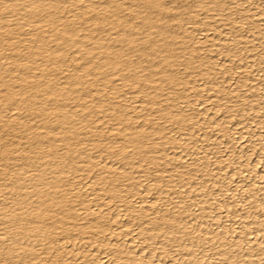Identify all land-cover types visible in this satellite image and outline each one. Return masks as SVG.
I'll return each instance as SVG.
<instances>
[{
	"label": "bare ground",
	"instance_id": "1",
	"mask_svg": "<svg viewBox=\"0 0 264 264\" xmlns=\"http://www.w3.org/2000/svg\"><path fill=\"white\" fill-rule=\"evenodd\" d=\"M177 1L0 0L11 264H264V0Z\"/></svg>",
	"mask_w": 264,
	"mask_h": 264
},
{
	"label": "rangeland",
	"instance_id": "2",
	"mask_svg": "<svg viewBox=\"0 0 264 264\" xmlns=\"http://www.w3.org/2000/svg\"><path fill=\"white\" fill-rule=\"evenodd\" d=\"M191 1L194 2V0H187V1H186V0H180V1L178 0V1H177V4H180V5H181L183 2H191ZM178 2H179V3H178ZM192 2H191V3H192ZM170 13H171V12H170ZM172 13H173V12H172ZM259 65H262V66H263L264 64H263V63H260ZM258 79H260V78H257V80H258ZM244 144H245V143H244ZM23 160H24V159L20 160V162H18V165H20V163H22ZM2 257H3V258H2ZM6 257H7V258H6ZM8 257H9V258H8ZM4 258H5V259H4ZM11 259H12V260H11ZM13 260H14L13 255H12V256H11V255H10V256H9V255H5V256L3 255V256H0V264H11ZM21 264H24V263H21Z\"/></svg>",
	"mask_w": 264,
	"mask_h": 264
}]
</instances>
